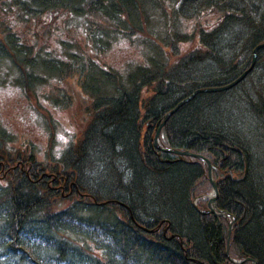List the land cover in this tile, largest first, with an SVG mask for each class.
I'll list each match as a JSON object with an SVG mask.
<instances>
[{"label":"trees","instance_id":"1","mask_svg":"<svg viewBox=\"0 0 264 264\" xmlns=\"http://www.w3.org/2000/svg\"><path fill=\"white\" fill-rule=\"evenodd\" d=\"M0 1L9 19L0 23V76L10 65L37 111L41 99L67 109L60 85L75 78L90 117L60 148L57 122L41 116L50 144L40 161L10 149L0 127V264H215L211 255L229 264V221V255L264 264V48L242 82L196 94L160 130V146L211 163L225 229L193 204L199 184H210L206 164L154 145L178 103L248 69L264 43V0ZM190 22L199 26L186 30ZM18 27L36 30L25 41ZM121 42L137 57L102 61ZM51 83L57 94L40 95Z\"/></svg>","mask_w":264,"mask_h":264},{"label":"rangeland","instance_id":"2","mask_svg":"<svg viewBox=\"0 0 264 264\" xmlns=\"http://www.w3.org/2000/svg\"><path fill=\"white\" fill-rule=\"evenodd\" d=\"M5 1L10 2V0ZM2 6L7 7L4 2L2 3V1H0V23L9 21V19L3 20L1 17L3 15ZM216 19V15H209L207 17V21H209V23L206 22L204 27H210L212 23H215ZM50 24L53 27L61 26L62 20L54 19L50 22ZM185 25L186 30H191L194 27L199 26L198 24L191 22L186 23ZM26 28L18 27L17 30H19V35L22 37V39L29 41L36 29L31 27L25 30ZM70 39L76 40L75 43L79 45L83 42L82 38L76 33H71ZM185 48L186 45L182 46V50ZM55 54H58V52H55ZM136 57V49L130 47L125 42H121L113 46L111 52L105 54L102 57V61L105 60L107 64L111 65H119ZM3 69L4 73L2 74V77L0 76V78L5 84L1 86L2 83H0V127L4 128L7 136L11 138V142L9 145H7L10 149L14 151L17 150L25 156L34 154L37 158V161H40L43 158V153L50 144L49 127L45 119L41 117L47 115L48 112L52 115L54 122H57V131L55 137L58 144L60 145V148L64 147L70 141L77 142L80 139L82 132L89 123L90 117L85 112L86 105L83 106V99L79 94L80 88L75 78H67L60 85L66 93V99L71 100V104L67 109L62 111L52 110L50 109L49 105L41 99L40 106L42 108L40 109L43 110L37 111L38 109H36L33 105L35 101L32 98H25L23 92L13 85L12 67L8 64H5ZM56 88H58V85L51 83L48 86L42 88L39 92L41 93L40 95H46L47 93L57 94ZM149 92L150 90L146 92V94ZM258 151L260 150L258 149ZM262 174L264 176V170L262 171ZM199 185L200 186L197 188L194 194L193 203L200 210L205 211L208 209V199L212 194V186L205 181ZM227 222L228 219L222 220L224 229L226 228ZM230 256L232 255H229L228 247L226 259L228 260V258H230L236 262L239 261L236 260L239 259L238 257L232 256L234 258L233 259ZM229 260V264H232Z\"/></svg>","mask_w":264,"mask_h":264},{"label":"water","instance_id":"3","mask_svg":"<svg viewBox=\"0 0 264 264\" xmlns=\"http://www.w3.org/2000/svg\"><path fill=\"white\" fill-rule=\"evenodd\" d=\"M264 48V43H261L260 45H258L257 47L254 48L253 52H252V60H251V64L250 66L248 67V69H246L240 76H238L234 81H232L231 83L227 84V85H224V86H221V87H213V88H205V89H198V90H195L189 97L183 99L180 103H178L176 105V107L174 109H172L169 113H167L164 117V120L163 122L161 123V125L159 126V128L157 129L156 131V134H155V138H154V145L155 147L164 152V153H170V154H173L175 156H178L179 159L181 160L182 157H191V158H195V159H199L201 161H203L205 164H206V169H207V176H208V180L212 186V194L210 196V198L208 199V209L206 212H202L200 211L196 205L194 204L196 210L201 213V214H205V215H208V214H211L214 218H215V221H216V227H219L220 226V218H226V213H224L223 211L217 209L216 207V200H217V197H218V190H217V182L214 180L213 176H212V166H211V163L209 162L208 159H206L204 156L202 155H198V154H194V153H191L189 151H179V150H173V149H170V148H162L160 147L159 145V136H160V130L161 128L164 126L165 122L167 121V119L179 108L181 107L183 104H185L186 102L190 101L196 94H199V93H215V92H222V91H225V90H228V89H231L233 88L234 86L238 85L240 82H242L246 76L252 71L253 67H254V64L256 62V57H257V51ZM231 225H232V222L229 223V226H228V229H227V235H226V242H227V247H226V252H225V256H227L228 254V247H229V243H230V233H231ZM211 258L213 259V262L215 264H218L216 263V260L214 258L213 255H211ZM230 258H228L229 260ZM231 263L233 264H243L244 262L246 261H251V264H255L254 261L250 260V259H244V260H241V261H234L232 259L229 260Z\"/></svg>","mask_w":264,"mask_h":264}]
</instances>
